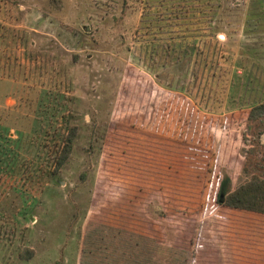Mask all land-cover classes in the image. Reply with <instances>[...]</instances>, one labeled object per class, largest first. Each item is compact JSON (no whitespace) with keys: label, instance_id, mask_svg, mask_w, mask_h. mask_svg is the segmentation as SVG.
<instances>
[{"label":"rangeland","instance_id":"obj_1","mask_svg":"<svg viewBox=\"0 0 264 264\" xmlns=\"http://www.w3.org/2000/svg\"><path fill=\"white\" fill-rule=\"evenodd\" d=\"M145 1L0 0V264H80L137 198L159 263L264 264V0H193L214 17L156 29L213 44L218 92L194 61L154 67Z\"/></svg>","mask_w":264,"mask_h":264},{"label":"trees","instance_id":"obj_2","mask_svg":"<svg viewBox=\"0 0 264 264\" xmlns=\"http://www.w3.org/2000/svg\"><path fill=\"white\" fill-rule=\"evenodd\" d=\"M181 1L191 4L190 6L186 5L188 11L184 5L180 6L182 5ZM193 3V0L145 1L146 9L142 17L141 27L145 28L147 30L146 35L153 39L147 41L152 46L149 58L154 62V67L156 68L179 63L183 64L184 61H194L195 68L197 66L202 68L206 81L216 83L218 92L222 89L220 85L222 87L227 80L224 75L228 71L215 63L217 52L214 50L213 44L205 43L208 47L205 55V49L197 45L191 47L187 44L189 33H187V37H185L186 35L163 37V35L156 33V29L160 30L163 25H166L164 24L166 22H168L167 26L182 27L185 24H189L192 20L207 19L205 18L207 16L204 15L205 12L211 15L209 18L214 17V6L205 7L206 9L202 11L201 8L193 7ZM260 3L263 7L261 0ZM196 15L200 17H196ZM152 31L154 32L153 37ZM212 37L213 39L215 38L214 36ZM183 87L189 89L191 84L188 83ZM254 108L262 109L264 108V103H260V105L254 104ZM64 117L65 115H63ZM66 128L67 133L61 134L62 142L60 147L55 149L56 171L61 169L69 160L77 135V126L68 125ZM228 193L229 189L225 181H223L218 191V202L223 203ZM122 202L118 205V207L120 206L118 209H113L118 213L119 220L117 222L103 221L88 227L89 230L82 246L80 264H162L159 263L157 256L160 250L157 246L156 232L158 227L143 216L144 207L148 206L152 200L149 198H137L123 199ZM55 264H64V262L59 260Z\"/></svg>","mask_w":264,"mask_h":264},{"label":"crops","instance_id":"obj_3","mask_svg":"<svg viewBox=\"0 0 264 264\" xmlns=\"http://www.w3.org/2000/svg\"><path fill=\"white\" fill-rule=\"evenodd\" d=\"M264 11V8L262 9V12ZM150 205V204H149Z\"/></svg>","mask_w":264,"mask_h":264}]
</instances>
